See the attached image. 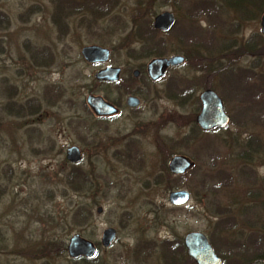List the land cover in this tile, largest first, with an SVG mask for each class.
Instances as JSON below:
<instances>
[{"label": "rangeland", "instance_id": "1", "mask_svg": "<svg viewBox=\"0 0 264 264\" xmlns=\"http://www.w3.org/2000/svg\"><path fill=\"white\" fill-rule=\"evenodd\" d=\"M260 1L259 10L241 3V16L226 5L241 0H63L61 14L55 0H0V264H70L61 246L76 234L99 245L107 228L116 237L99 249L102 264H169L160 242L189 232L216 244L223 264H264ZM163 12L174 15L172 29L149 35ZM186 33L202 41L192 47ZM208 37L215 47L206 50ZM92 45L109 50L107 63L81 58ZM173 56L184 62L151 81L148 63ZM107 66L126 82L96 81ZM205 89L222 99L226 128H198ZM87 96L117 102L120 113L95 118ZM128 96L137 109L125 106ZM20 106L35 110L20 114ZM70 147L81 153L75 165ZM174 156L194 164L183 177L168 171ZM72 172L77 185L67 182ZM218 175L231 178L223 185ZM182 190L187 204L171 206L168 194ZM75 208L91 213L86 225L72 221Z\"/></svg>", "mask_w": 264, "mask_h": 264}, {"label": "water", "instance_id": "2", "mask_svg": "<svg viewBox=\"0 0 264 264\" xmlns=\"http://www.w3.org/2000/svg\"><path fill=\"white\" fill-rule=\"evenodd\" d=\"M174 24V16L169 12L158 14L153 19V29L160 32H167ZM260 32L264 36V13L260 19ZM83 60L90 64L104 63L109 57V52L105 48L98 46H87L82 48L80 52ZM183 62L182 57L174 56L171 58L152 60L147 66V72L152 80H157L164 75V71L168 67H174ZM120 70L118 68L107 67L100 70L95 79L105 82H116L119 78ZM138 71L133 72V76L137 77ZM201 102V110L196 117L197 126L203 131H210L216 128L224 129L229 125L230 118L224 112L221 99L212 90H205L199 96ZM88 107L96 116H110L115 114L116 110L104 102L100 97L88 96L86 98ZM139 100L136 97H128L126 105L130 108L139 106ZM81 159L80 152L76 147L69 148L66 152V160L70 163H78ZM192 167V163L185 157H173L168 164V171L172 175H183ZM189 200V194L186 191H173L168 195V201L172 206H183ZM101 209H97V213H101ZM116 233L113 229H106L102 233L101 246L107 248L115 239ZM183 245L187 256L193 260L195 264H223L221 259L215 254L213 248L208 242L206 236L199 232L187 233L183 238ZM67 255L70 259L79 257L92 258L96 254L94 244L80 235H73L66 247Z\"/></svg>", "mask_w": 264, "mask_h": 264}, {"label": "trees", "instance_id": "3", "mask_svg": "<svg viewBox=\"0 0 264 264\" xmlns=\"http://www.w3.org/2000/svg\"><path fill=\"white\" fill-rule=\"evenodd\" d=\"M230 1H232V0H230ZM248 1V3L250 4H252L253 5V7L256 9H260V6H261V1L260 0H241V2H239V3H237V4H235V3H231L230 4V2H228L226 5H229V6H232L230 9L231 10H235L238 14H240L241 16H244V14H246V12L244 11V9L240 6V4L241 3H246ZM62 3H63V0H55V5L57 6L56 8H57V13L58 14H61V12H62V10H61V8H62ZM233 4V5H232ZM258 10H255V11H257L258 12ZM257 12H255V13H257ZM193 14V13H192ZM260 14V13H259ZM258 14V15H259ZM142 25H144V24H142ZM142 28H144V26H141ZM147 33L149 34V35H152V34H154V33H159V32H157V31H154L153 29H152V26H151V23L150 24H148L147 25ZM194 33H196V32H194ZM194 33H186V38H184V40H185V42H189V43H191V45H192V47L193 46H197L198 45V43H200L202 40L200 39V36L198 35V34H194ZM159 34H161V33H159ZM194 34V35H193ZM185 36V35H184ZM188 36V37H187ZM210 40H211V37H208V40H207V42L205 43V44H207L208 45V47L206 48V46H205V49L206 50H209V48H214L215 46H213L214 45V43L212 42V43H210ZM210 43V44H209ZM195 44V45H194ZM263 44V43H262ZM218 48V47H217ZM223 49V47H221V46H219V48L218 49H216V50H214V52L215 53H218L220 50H222ZM212 51V50H211ZM213 52V53H214ZM218 54H220V53H218ZM257 54H258V51H257ZM215 55H217V54H215ZM264 70V65H263V68H262V71ZM249 78V77H248ZM258 80H260L259 82H263L264 83V74L262 73L261 74V76H259V79ZM259 91H262L263 93H264V89H261L260 88V90ZM261 93V92H260ZM259 93V94H260ZM35 109L33 108V107H29V108H26V107H22V106H20L19 107V109L17 110V113L18 112H20V114L22 113V112H24V111H26V112H28L29 114H31L33 111H34ZM209 175H211V174H209ZM78 176H80V174H78V173H76V172H72V173H70L69 175H67V182L68 181H70V183L71 184H74V185H77L78 184ZM205 178L207 179V177L205 176ZM230 178L231 177H229L228 178V176L227 175H218V176H216V179H217V182L219 183V184H223V185H225V184H227L228 182H229V180H230ZM205 183V180H203V184ZM81 209L80 208H75V209H73L72 211H71V213H70V216H71V219H72V221L74 222V223H82V225H86V223L90 220V218H91V213L87 210V209H85V212H81L80 211ZM217 225L220 227V228H225L226 227V224L225 223H223V222H218L217 223ZM254 244V243H253ZM52 249H54V248H56L57 246H56V244L55 243H53V242H49V244H48ZM146 245H149V247H150V250L151 249H153V248H155V247H157L156 245H155V243H153V242H148V243H146ZM63 246H61V256L63 255V254H65V249H64V247L62 248ZM213 247H214V250H215V252L216 253H218V255L221 257V259L222 260H224V258H223V256L221 255V254H219V252H218V250H217V245L216 244H214L213 243ZM159 248L160 249H162L163 250V255H164V257H166V259H167V261L169 262V261H172V262H170L169 264H193V262L189 259V258H187L186 257V255H185V251H184V249H183V246H182V244H181V242L180 241H177V240H175V241H169V240H163V241H161L160 242V244H159ZM253 249H255L254 247H253ZM147 251V250H146ZM167 253H169L170 255L169 256H167ZM236 255L237 256H240L241 258H243V259H250L251 257H253V253H243L242 252V254L241 253H236ZM185 259V262H183V260ZM258 259H259V262H257L258 261ZM258 259L255 261V263L257 262V263H263L264 262V260L262 259V257H260L259 255H258ZM182 260V261H181ZM70 264H102V261L99 263V261H98V258L97 257H95V258H93V259H91V260H87V259H83V258H81V259H78V260H67ZM247 261H249V260H247ZM168 264V263H167Z\"/></svg>", "mask_w": 264, "mask_h": 264}, {"label": "flooded vegetation", "instance_id": "4", "mask_svg": "<svg viewBox=\"0 0 264 264\" xmlns=\"http://www.w3.org/2000/svg\"><path fill=\"white\" fill-rule=\"evenodd\" d=\"M109 56H110V53H109ZM183 58V57H182ZM164 59V58H163ZM154 60V59H153ZM183 62H184V58H183ZM176 66H174V67H168V68H166L165 69V71H164V75L162 76V78L163 77H165V75H166V73H167V71L169 70V69H172V68H175ZM111 68H114V67H111ZM119 70H120V75H119V78H118V80L114 83V85H116V84H119V82L121 81V83L122 82H126V80L123 78V79H121V69L120 68H118ZM139 73V75H140V72H138ZM138 75V76H139ZM138 78V77H137ZM162 78H160V79H162ZM121 79V80H120ZM159 79V80H160ZM123 80V81H122ZM154 82V81H153ZM103 83V82H102ZM107 84H111V85H113L112 83H107ZM128 97H126L125 98V101H124V103H125V106L127 107V108H129L130 110H135V109H137L139 106H140V104H139V106L138 107H136V108H130V107H128L127 105H126V99H127ZM104 100V99H103ZM105 101V100H104ZM106 103H108V102H106ZM109 105H111L113 108H114V110H116V112H115V114H113V116H117L119 113H120V106H119V104L117 103V102H115V101H113V102H111V103H108ZM112 117V116H111ZM106 118H110V117H101V118H97V119H106ZM175 240H177V241H179V239H173V240H171V241H175Z\"/></svg>", "mask_w": 264, "mask_h": 264}]
</instances>
